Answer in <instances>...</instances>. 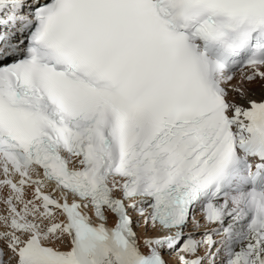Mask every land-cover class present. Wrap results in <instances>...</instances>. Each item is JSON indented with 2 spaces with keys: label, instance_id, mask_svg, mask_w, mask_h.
I'll return each instance as SVG.
<instances>
[{
  "label": "snow or ice",
  "instance_id": "6c2138e0",
  "mask_svg": "<svg viewBox=\"0 0 264 264\" xmlns=\"http://www.w3.org/2000/svg\"><path fill=\"white\" fill-rule=\"evenodd\" d=\"M0 264H264V0H0Z\"/></svg>",
  "mask_w": 264,
  "mask_h": 264
}]
</instances>
